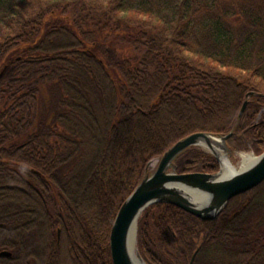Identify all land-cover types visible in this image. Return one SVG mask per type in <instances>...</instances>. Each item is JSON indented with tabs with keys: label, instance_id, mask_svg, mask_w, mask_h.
<instances>
[{
	"label": "trees",
	"instance_id": "1",
	"mask_svg": "<svg viewBox=\"0 0 264 264\" xmlns=\"http://www.w3.org/2000/svg\"><path fill=\"white\" fill-rule=\"evenodd\" d=\"M5 68L0 264H113V223L149 163L230 133L249 93L232 140L264 152V0H0ZM176 166L219 171L195 147ZM137 246L147 264H264V182L212 221L150 206Z\"/></svg>",
	"mask_w": 264,
	"mask_h": 264
},
{
	"label": "water",
	"instance_id": "2",
	"mask_svg": "<svg viewBox=\"0 0 264 264\" xmlns=\"http://www.w3.org/2000/svg\"><path fill=\"white\" fill-rule=\"evenodd\" d=\"M6 68L0 72V79ZM249 93L238 116L241 120ZM234 129L226 135L199 132L191 134L167 150L157 159V165L151 171V161L135 190L121 205L110 235V249L113 264H147L142 258L138 246V223L147 208L154 204L167 203L203 220L212 221L220 216L229 202L247 193L264 182V152L255 157L253 163L245 169H237L230 161L227 142L235 134ZM201 148L213 155L220 164L217 173H178L176 161L190 148ZM230 161L231 170L223 171L224 159ZM134 247L135 253L132 251ZM0 256L9 257L11 253L1 252ZM193 256L192 262L194 261Z\"/></svg>",
	"mask_w": 264,
	"mask_h": 264
},
{
	"label": "rangeland",
	"instance_id": "3",
	"mask_svg": "<svg viewBox=\"0 0 264 264\" xmlns=\"http://www.w3.org/2000/svg\"><path fill=\"white\" fill-rule=\"evenodd\" d=\"M202 2V1H201ZM111 49L115 51V53L123 56L128 57L132 55V50L128 45L124 44H118L115 41L110 45ZM249 101V100H248ZM261 113L264 114V108L262 109ZM260 113V114H261ZM260 116V115H259ZM260 118V117H259ZM227 146L229 148V151H222V153H225L228 155L230 161L232 164L237 168L240 169L243 163L242 155H252L254 157H258L261 154H257L253 149L251 148V144L248 142H245L244 140L239 139L238 141L232 140V138L227 142ZM201 149V148H199ZM203 151H206L204 149H201ZM207 152V151H206ZM157 165V160H154L151 164V171L155 169ZM219 170H220V164H219ZM217 173V172H216Z\"/></svg>",
	"mask_w": 264,
	"mask_h": 264
},
{
	"label": "bare ground",
	"instance_id": "4",
	"mask_svg": "<svg viewBox=\"0 0 264 264\" xmlns=\"http://www.w3.org/2000/svg\"><path fill=\"white\" fill-rule=\"evenodd\" d=\"M223 159H224L223 171L224 173H227L231 170L230 168L231 163L225 157ZM242 159H243V163H242L241 169H245L253 163V161L255 160V157L252 155L243 154ZM134 250H135L134 247H132L133 253H135Z\"/></svg>",
	"mask_w": 264,
	"mask_h": 264
},
{
	"label": "flooded vegetation",
	"instance_id": "5",
	"mask_svg": "<svg viewBox=\"0 0 264 264\" xmlns=\"http://www.w3.org/2000/svg\"><path fill=\"white\" fill-rule=\"evenodd\" d=\"M5 264H12V263H5ZM15 264V263H14Z\"/></svg>",
	"mask_w": 264,
	"mask_h": 264
}]
</instances>
